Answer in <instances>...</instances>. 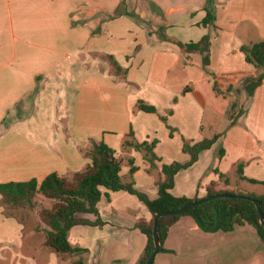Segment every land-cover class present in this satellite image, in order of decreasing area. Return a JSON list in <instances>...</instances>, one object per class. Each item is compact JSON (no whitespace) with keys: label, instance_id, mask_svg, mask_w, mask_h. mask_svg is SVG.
<instances>
[{"label":"crops","instance_id":"crops-1","mask_svg":"<svg viewBox=\"0 0 264 264\" xmlns=\"http://www.w3.org/2000/svg\"><path fill=\"white\" fill-rule=\"evenodd\" d=\"M212 1L215 20L204 26L206 0H0V183L41 182L53 172L69 178L89 163L81 150L103 141L122 160L121 182L155 199L161 166L190 160L183 139L219 134L168 192L200 199L214 184L216 191L264 195V184L249 181H264V79L249 96L246 86L260 70L240 51L264 40V0ZM205 35L204 56L177 45ZM138 101L155 112L138 110ZM125 140L155 141V168L143 152L123 149ZM97 207L104 225L73 227L69 243L87 250L85 264H136L147 238L135 224L152 219L146 206L117 191ZM5 221L20 232L0 208V225ZM191 234L207 236L191 217H180L164 242L172 253L157 254L154 264H177L181 238ZM34 249L25 264H62L64 254Z\"/></svg>","mask_w":264,"mask_h":264},{"label":"trees","instance_id":"trees-1","mask_svg":"<svg viewBox=\"0 0 264 264\" xmlns=\"http://www.w3.org/2000/svg\"><path fill=\"white\" fill-rule=\"evenodd\" d=\"M206 16L202 21L204 26L211 25L215 20L213 1L206 0ZM126 16L140 21L133 13L124 12ZM117 15H121L117 13ZM161 40H167L164 35L158 34ZM209 36H203L196 43L183 45L177 43L180 48H184L187 53L198 52L204 56L208 51ZM244 55L245 62L260 70L256 79L246 86L249 96L259 87L264 79V40L244 44L240 47ZM110 64L119 72L121 68L110 57ZM203 64H206L203 59ZM125 72V71H124ZM215 91H217L215 87ZM218 92V91H217ZM136 108L146 113H154L155 109L151 106L138 101ZM240 115V114H239ZM165 120L164 118H161ZM170 136L174 129L170 128ZM129 138L133 136L130 131ZM220 135H215L211 139H204L197 143H191L183 139L182 151L190 155V160L186 163L173 162L169 165H162L160 173L164 176L162 181L156 183L157 197L150 199L144 192L134 188V184H123L120 178L122 160L116 155V151L109 147L105 142L91 141L87 150H81L83 157L89 160L81 172L68 177L59 176L53 172L48 174L41 182L30 179L25 182H6L0 183V202L1 205L10 207H34L33 199L36 195H41L53 202L50 209H43L40 212V219L45 224V246L51 248L57 254H64L77 257L71 264H85L83 255L86 249L73 247L68 241L69 231L75 226L101 227L104 222L100 219L98 203L102 196L108 197V192L126 191L134 195L146 206L152 219L149 222L140 220L135 227L147 238L146 246L136 264H146L151 255L154 245L152 239V221L154 215L160 212H171L183 207L186 203L198 199H188L186 197H174L168 191L173 187L175 175L192 166L198 159L202 151L208 150L218 140ZM155 141L150 144L146 142L137 143L132 140H125L122 148H133L135 151L143 152L144 159L155 168L158 158L153 153ZM223 149H219L218 156L222 158ZM131 164L130 174L135 172V167ZM217 173V171H216ZM238 173L242 169L238 167ZM219 178L224 176L219 174ZM251 183L264 184V181L257 182L249 180ZM226 184L227 180L224 181ZM214 184L207 189L206 196H214L222 193L244 196L243 199L215 198L195 207L188 208L185 212L177 216L159 218L157 221V234L160 243L158 254L172 253L164 248V242L169 228L183 216H189L195 222L197 228L203 233H232L245 225L251 226L257 237L264 243V226L259 224V217L253 200L259 204V208L264 216V195H253L247 193H235L230 191H216ZM105 190V192H103ZM89 217V218H88ZM154 264V262H153Z\"/></svg>","mask_w":264,"mask_h":264},{"label":"rangeland","instance_id":"rangeland-1","mask_svg":"<svg viewBox=\"0 0 264 264\" xmlns=\"http://www.w3.org/2000/svg\"><path fill=\"white\" fill-rule=\"evenodd\" d=\"M11 116L7 119L9 121ZM7 124V122H5ZM90 146L84 150L89 149ZM71 179V177H69ZM239 193L238 189L232 191ZM241 193V192H240ZM34 207H10L1 205L5 218L14 219L20 226V232L12 233L13 224L5 221L0 225V264H10L14 257L21 258V264L26 259L29 248L44 249L46 226L40 219L43 209H50L53 202L36 195ZM4 224H8V227ZM3 232V233H2ZM12 233V234H11ZM9 235V237H7ZM205 235V234H202ZM201 239L193 234L181 238L180 254L177 264H264V243L257 237L255 230L248 225L238 228L228 234H207ZM21 247L22 255L16 254ZM13 252L16 254L14 256ZM36 255V254H35ZM23 256V257H20ZM62 257V256H61ZM77 257L63 255L62 264H71ZM85 261V254L83 255ZM173 258V257H172Z\"/></svg>","mask_w":264,"mask_h":264},{"label":"water","instance_id":"water-1","mask_svg":"<svg viewBox=\"0 0 264 264\" xmlns=\"http://www.w3.org/2000/svg\"><path fill=\"white\" fill-rule=\"evenodd\" d=\"M215 198H229V199L239 198V199H243L245 197L240 196V195L226 194V193H222V194H218V195H214V196H206V197L200 198L198 200H193L189 203H186L183 207H181L175 211L160 212V213H157L156 215H154L153 221H152V239H153L154 249H153L151 255L149 256L146 264H153L155 256L158 254V251H159L160 243H159L158 234H157V221L159 218L180 215L181 213L185 212V210H187L188 208L198 206V205L203 204L205 202L211 201ZM253 204L256 206L257 214L259 217V224L264 226V216H263V214L259 208V204L256 200H253Z\"/></svg>","mask_w":264,"mask_h":264}]
</instances>
